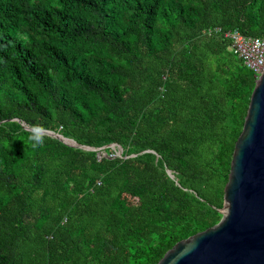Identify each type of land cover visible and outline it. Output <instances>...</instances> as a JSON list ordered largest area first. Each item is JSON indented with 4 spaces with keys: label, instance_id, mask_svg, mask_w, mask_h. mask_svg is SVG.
<instances>
[{
    "label": "trees",
    "instance_id": "trees-1",
    "mask_svg": "<svg viewBox=\"0 0 264 264\" xmlns=\"http://www.w3.org/2000/svg\"><path fill=\"white\" fill-rule=\"evenodd\" d=\"M216 27L264 39V0H0V264H156L220 220L256 78Z\"/></svg>",
    "mask_w": 264,
    "mask_h": 264
},
{
    "label": "water",
    "instance_id": "water-1",
    "mask_svg": "<svg viewBox=\"0 0 264 264\" xmlns=\"http://www.w3.org/2000/svg\"><path fill=\"white\" fill-rule=\"evenodd\" d=\"M25 128L73 147H106L81 145L51 130ZM107 146H117L119 155L123 151L116 143ZM220 212L215 225L178 241L156 264H264V72L255 80L243 130L235 143Z\"/></svg>",
    "mask_w": 264,
    "mask_h": 264
},
{
    "label": "built area",
    "instance_id": "built-area-1",
    "mask_svg": "<svg viewBox=\"0 0 264 264\" xmlns=\"http://www.w3.org/2000/svg\"><path fill=\"white\" fill-rule=\"evenodd\" d=\"M208 32L222 33L229 39L230 50L254 72L255 78L264 72V39L244 35L237 29L222 31L220 27H216Z\"/></svg>",
    "mask_w": 264,
    "mask_h": 264
},
{
    "label": "clouds",
    "instance_id": "clouds-1",
    "mask_svg": "<svg viewBox=\"0 0 264 264\" xmlns=\"http://www.w3.org/2000/svg\"><path fill=\"white\" fill-rule=\"evenodd\" d=\"M29 139L37 147L43 144V138L41 136H39V135L32 134V135L29 136Z\"/></svg>",
    "mask_w": 264,
    "mask_h": 264
},
{
    "label": "rangeland",
    "instance_id": "rangeland-1",
    "mask_svg": "<svg viewBox=\"0 0 264 264\" xmlns=\"http://www.w3.org/2000/svg\"><path fill=\"white\" fill-rule=\"evenodd\" d=\"M115 151H116V153H119L120 151H119V148L116 146L115 148L114 147H112ZM101 153H106L105 152V150L104 149H102V151H101ZM103 155V154H102Z\"/></svg>",
    "mask_w": 264,
    "mask_h": 264
}]
</instances>
